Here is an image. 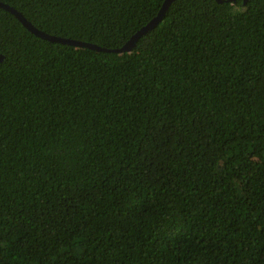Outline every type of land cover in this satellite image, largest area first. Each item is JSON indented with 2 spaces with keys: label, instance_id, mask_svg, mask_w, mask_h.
Listing matches in <instances>:
<instances>
[{
  "label": "trees",
  "instance_id": "1",
  "mask_svg": "<svg viewBox=\"0 0 264 264\" xmlns=\"http://www.w3.org/2000/svg\"><path fill=\"white\" fill-rule=\"evenodd\" d=\"M223 1L126 54L0 8V264H264V0ZM0 2L116 50L165 0Z\"/></svg>",
  "mask_w": 264,
  "mask_h": 264
},
{
  "label": "water",
  "instance_id": "2",
  "mask_svg": "<svg viewBox=\"0 0 264 264\" xmlns=\"http://www.w3.org/2000/svg\"><path fill=\"white\" fill-rule=\"evenodd\" d=\"M174 1L175 0H165V2L163 3V6H162L160 12L158 13V15L150 23H148L145 27L140 29L122 48L116 49V50H108V49L101 48V47L93 45V44L69 40V39H64L61 37L49 35L43 31L37 29L35 26H33L32 23H30L23 16L22 13H20L18 10L14 9L13 7L0 2V8H2L4 10L8 11L9 13H11L12 15H14L15 18L32 34H34L35 36H37L41 39L47 40L49 42L65 44V45H69V46H72L75 48H80V49L94 50V51H97L99 53L115 52L118 54H126V53H131L132 50L136 47L138 40L142 36L147 34L149 31L154 29L163 20V18L166 15L167 10L169 9V7L171 6V4ZM234 1L235 0H226V2H234ZM217 2L218 3H224L223 0H217ZM245 3H246V1L244 2V4ZM2 59L3 58H0V62L2 61Z\"/></svg>",
  "mask_w": 264,
  "mask_h": 264
}]
</instances>
